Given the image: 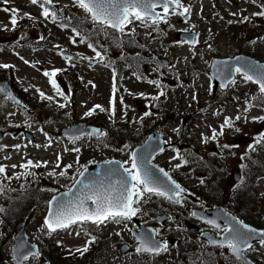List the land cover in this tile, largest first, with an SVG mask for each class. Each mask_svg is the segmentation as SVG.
I'll list each match as a JSON object with an SVG mask.
<instances>
[{"label": "rangeland", "instance_id": "rangeland-1", "mask_svg": "<svg viewBox=\"0 0 264 264\" xmlns=\"http://www.w3.org/2000/svg\"><path fill=\"white\" fill-rule=\"evenodd\" d=\"M55 1L66 5L62 7L64 12L70 14L71 20L77 19L80 21L79 24L84 25L82 23L84 18L79 15L80 11L71 0ZM249 3L247 6L243 0L242 2L239 0H181V4L191 8V12L185 17L176 14L169 15L167 21H162L158 26H145L138 21L127 25L123 34L121 32L119 34L128 39L126 46L127 44L128 46L133 45L126 52L138 58L142 56L139 59L140 62L131 64L125 61L123 55L127 54L119 50L117 45L119 39L114 38L111 31L87 22L83 26L84 32L94 30L93 34L88 33L86 38H91L92 41L94 39L91 44L104 57L101 66V60L96 65L91 62V60L97 61L95 55L97 51L88 47V40L80 38L77 35L78 31H73V28L62 27L50 17L41 16L39 4L33 5L30 0H10L8 4H4L3 0H0V64L13 65L8 68V71H11L14 77V90L22 101L31 105L34 112V114H28L24 110L15 108V105L7 100H0V126L26 123L29 117L35 123H39L38 126L34 125L31 128L36 136V140L32 143L22 137L1 136V145L7 147L0 151V164L6 165L7 174L11 176L14 173L25 171L20 167L12 168L13 164L19 166L27 160L48 161L47 165L29 169L35 173V176L21 175L20 179L13 178L11 181L0 178V183L7 184L13 189L0 192V207L5 209L4 212H0V221H2L0 222V252L3 264H13L10 245L13 242L16 228L8 219V210L15 208L12 204L15 196L22 197L16 200V212L19 213L20 207L24 206L22 211L26 213L29 222L27 227L29 240L40 245L42 249L38 257L31 258L25 264H43L42 258L47 252L53 254V259L59 260L61 252L66 254L76 247L83 246L86 235L89 234H93L96 241L86 259V264H118L122 259L117 255L115 244L126 239V236L119 238L116 234L125 230L124 224L117 225L109 222L101 227L91 224L74 225L71 229L58 231L45 240L41 226L46 211V201L57 191L62 190L63 186H68V176L71 171L70 168L63 169L67 173L63 177L48 175L54 169L57 173L61 170L56 168L57 154L60 155L59 163L62 168L72 160L78 162L79 165H88L92 160L109 153L125 162L130 160V153L121 154L122 148H126L128 143H134L136 138L143 135L144 125L146 129L153 127L163 130L165 140L173 143V146L157 156L154 161L170 169L176 178L187 186H191L203 202H205L203 196L205 186L211 194L221 191L227 203L229 202L227 198L238 193V188L231 187L235 182H232V178L229 177L233 170L240 168V159L243 154V168L249 161L257 164L256 160H261L264 166V142L257 145L262 148L261 152L248 149V145L254 141L252 139L258 133L264 132V121L252 120V117L264 116V108L255 109L252 105L246 106L247 100H254L258 96V87L251 81H244L243 76L237 74L234 79L235 83H231L225 90L216 88L213 92L210 84L212 82L208 76L210 58L220 54L252 52L264 58V36L244 37L248 31V25L239 15L245 16L252 10H258L255 5H249ZM4 8L19 9L22 14L29 13L32 18L22 15L17 27L13 30L10 24L11 13L3 11ZM180 11H182L181 8L176 12ZM208 13L211 18L204 19ZM231 19L235 20L238 27L229 26ZM79 28L81 26L76 29L79 30ZM132 29L135 31L133 32ZM179 30L196 31L197 44L178 42L174 34ZM131 37L133 39L130 41ZM61 49L74 51L81 57L68 63L59 55L58 52ZM106 53L111 58L110 60L106 59ZM160 57L170 60V65L165 66ZM107 64H116L119 76H115V81L114 74L106 67ZM55 69H61L64 72H57L52 77L55 81L60 77V85L56 82L60 91H62L61 88L64 89L63 83L68 81L67 77L70 78L71 84L68 87L72 89V99L69 102L65 95L58 94L49 82V77L43 74L45 71L51 72ZM137 75L141 79H137ZM166 79L174 83L171 85L178 84L171 90H166L164 87L157 88L148 83V80H159L162 86H165L168 85ZM114 82L115 94H113ZM65 91L67 92L66 88ZM160 91H163L164 95L153 100L152 97L158 95ZM41 92L44 97H41ZM139 93L145 95L140 96ZM193 95L196 99H193ZM113 96L114 113L110 105ZM46 97H52V99L49 100ZM121 97L123 104L120 102ZM71 102L72 107H70ZM61 104L64 107H60ZM95 105H101L105 111L96 109L92 115L85 116L84 113ZM56 106H59L57 112H52L54 110L50 108H56ZM245 107H248L247 112L243 111ZM158 110L163 113L162 118L158 117ZM145 111H152V114L144 117ZM10 113L14 114L10 115ZM170 114H174V117L167 119ZM237 115L241 116L240 120H235ZM92 116L97 117L105 129L125 130L129 127V131L125 133L127 140L123 139L113 145L114 148H109L101 144L100 138L85 137L78 141L76 139V142H66L51 139L46 133L55 136L57 129L60 130L63 126H69L75 121H90L95 118ZM141 116L144 117L142 120ZM186 116H188L186 122L183 123L182 119ZM225 117L232 118L233 127H226L223 135L218 136L216 140H211L212 129L219 131ZM123 122L126 124L123 125ZM236 128L240 131H236ZM133 132H137L136 136ZM205 138H209L207 142ZM17 144L20 145L19 149L13 147ZM223 144H235L238 147L224 149L221 147ZM45 145L48 146L45 147ZM72 148H79L80 151L78 153L65 151V149ZM5 153L8 154L7 159L3 157ZM177 153H180L187 163H181ZM77 154H81V157L75 160L74 157ZM173 157L177 158L173 159ZM177 163H181L179 168L175 167ZM242 175L240 180L244 178V172ZM201 180L204 182L201 183ZM33 184L39 189L34 196L32 195L35 189ZM21 185L24 187L22 188ZM250 193L255 195L252 199L253 206L247 210L243 206L240 210L244 208L242 212L244 216L264 226V178L255 179V186ZM153 202L159 205L165 204L164 199L154 197L143 204L142 208L146 209ZM176 224H179V221ZM81 227L86 229L87 234L81 230ZM77 232L80 234L77 235ZM57 241L61 243L57 244ZM189 244L190 242L181 243V250L189 247ZM214 252L225 253L222 249ZM173 253V250L162 253L160 259H156V264H160L159 260L162 261L161 264H172L173 261L169 263L166 260ZM191 254L188 253L183 258L195 263L197 254ZM254 256L264 264V248H258Z\"/></svg>", "mask_w": 264, "mask_h": 264}, {"label": "snow or ice", "instance_id": "snow-or-ice-1", "mask_svg": "<svg viewBox=\"0 0 264 264\" xmlns=\"http://www.w3.org/2000/svg\"><path fill=\"white\" fill-rule=\"evenodd\" d=\"M10 0H3L4 4H8ZM74 2L85 12L89 13L92 20L98 24L105 25L116 29L117 31L123 33L127 25L134 22H140L142 25L147 26L151 24L153 26H158L162 21L166 22L169 15H179L185 17L186 14L191 12V8L181 4V0H74ZM255 2V0H253ZM30 3L33 5L39 4L41 9V16L45 18H51L53 21L57 19V12L50 11L48 5L52 4V0H30ZM160 8L162 11L157 12L156 9ZM176 8H181L182 11L176 12ZM262 10L256 13H253L255 16H264V4L261 5ZM3 11L10 12V24L14 30L18 25L17 13L19 9L16 8H4ZM23 17H29V13H23ZM235 15V13H233ZM249 17H243V20H248ZM232 23V21H229ZM62 27H67L66 24H62ZM5 30H7L5 28ZM75 31V29H73ZM134 32L135 29H132ZM79 35V33H77ZM43 39V37H41ZM75 42V41H73ZM83 42V40H81ZM191 44L195 45L196 40L191 39ZM88 47L93 48L92 44H89ZM95 51V49L93 48ZM96 57L103 61L104 57L100 52L95 53ZM67 60H71V57H65ZM28 63V61H24ZM237 65H226L221 69H218V73L222 71H227L229 75L233 72L242 73L244 81H251L258 85L259 93L261 94L256 100L260 103H264V65L259 64H245L239 65V58H237ZM13 65L9 64H0V68H9ZM158 70V69H156ZM62 71L61 69H55L51 72L45 71L43 74L46 77H49V82L52 87L56 89L59 95L63 96L64 93L60 91L58 85L56 84L55 79H52L57 72ZM251 73V74H250ZM136 75V73H133ZM141 79L139 75L136 77ZM115 81V75H114ZM91 83V82H89ZM148 83L155 85L157 88H161L162 85L159 80H148ZM235 83V81H231ZM95 86V85H93ZM222 87L225 85L222 84ZM5 90L0 88V92ZM116 85L113 84V94H115ZM131 94V93H130ZM41 97H44V94L40 93ZM138 95L144 96V93H139ZM164 92L160 91L158 95L153 96V100L159 99L160 96H163ZM51 100L52 97H46ZM193 99H196L193 95ZM123 104V98L120 100ZM248 102L246 101V104ZM111 111L114 113V96L110 100ZM64 107L63 104L59 105ZM127 107V105H125ZM99 109L100 111H105L101 105H95L92 109L85 112V116H90L93 112ZM244 112L248 111V107H245ZM14 113H10L13 115ZM152 113L150 111H145L143 116H149ZM143 117H141V120ZM241 116L237 115L235 120H240ZM253 121H264V116L252 117ZM228 127H233L232 118L225 117L223 124L220 125V130L212 129L211 140H216L218 136L224 134V129ZM240 131L239 128L235 129ZM87 135H97L99 137H104L106 134L99 129L90 131ZM203 135V134H202ZM80 136L74 137V139H79ZM205 138V142H207ZM264 142V132H260L254 137V142L248 145L249 150H255V145ZM31 143V141H29ZM51 143V141H49ZM48 145H45L47 147ZM6 145H0V150L6 148ZM14 148L19 149L20 145H13ZM40 147V145H37ZM224 149L238 147L235 144H223L221 146ZM65 151H74L79 152V148L65 149ZM159 151L163 152V147L159 148ZM151 152H133L130 156L129 161L124 163H130V167H123L119 161H104L106 165L115 164V168H107L104 170L100 178L93 180L89 183H84L83 180H76L73 184V187L80 185L77 190V193L65 200L68 194L64 193L60 198L53 196L52 200L48 202L49 210L48 214L45 216L43 225L41 226L42 230H45L48 235L56 233L61 230H69L72 226H84V225H95L96 227H101L107 223H115L117 225L124 224L127 227V222L131 221L133 217H136L142 212V205L146 204L152 196L163 197L168 199L174 204H181L184 197L182 193L186 192V189H183L176 181H174L169 173L163 169H159V173L165 179H160L156 176V173L149 167ZM177 157L180 158L181 163H187L186 160L177 153ZM177 157H173L176 159ZM7 158V157H5ZM243 159V157H241ZM60 155L57 154V164L56 168L61 169L58 173L54 169L49 172V176H65L67 175L66 171L63 169L71 168L72 165H64L61 167ZM181 163L175 165L176 168L181 166ZM48 161H36L27 160L25 163L19 165L20 168L25 169L23 173H14L13 175H8L6 171V166L0 164V178L3 180L11 181L13 178L20 179L21 175L23 176H35V173L29 171L32 167H41L42 165H47ZM12 168H16L17 165H11ZM243 167V165H242ZM122 169V171H120ZM81 177L85 176L83 171L79 172ZM118 177V179L113 180L112 177ZM204 181L201 180V183ZM23 188L24 186L21 185ZM13 189L9 188L7 184L0 183V192L12 191ZM72 191L71 188L68 190ZM90 202V203H89ZM5 209L0 207V212H4ZM193 216H197L198 213H191ZM171 219V217L169 218ZM2 222V221H0ZM209 224L214 227H219L214 220H209ZM232 227H225L223 229L226 235L223 237L222 241H209L212 244H219L220 247H227V249L235 256V258L240 262V264H247V259L245 257V252L252 250V244L250 241L259 237L258 243L261 246H264V231H257L250 228L247 224H244L242 221H236L234 218L231 221ZM81 230L85 231L86 229L81 227ZM159 229H149L146 232L134 234L135 239L138 244L135 248L136 253H150L152 255H159L161 253H166L169 250L168 242L155 239V236L158 235ZM77 235L80 232L76 233ZM120 235V233H116ZM96 237H91V239L85 244L83 248H77L76 252L80 255H83L88 251V244L94 243ZM60 241H57V244H60ZM25 247L23 240L15 246V254L13 259L16 261V264H21L22 261H26L29 257H38V251L22 252L21 249ZM35 248V245L32 246ZM71 254V253H70Z\"/></svg>", "mask_w": 264, "mask_h": 264}, {"label": "water", "instance_id": "water-1", "mask_svg": "<svg viewBox=\"0 0 264 264\" xmlns=\"http://www.w3.org/2000/svg\"><path fill=\"white\" fill-rule=\"evenodd\" d=\"M177 9V8H176ZM157 12H159L158 10H156ZM175 38L178 41H182V40H187V41H191V39H193V32H181L178 31L175 34ZM63 53H66V51H63ZM237 58H239V65H245V64H259V65H264V61H259V60H255L249 56H244V55H237L234 58H224V59H218V60H213L211 67H210V75L213 79V81L215 82V84H219L220 87L222 89H225L227 84L233 79L234 73H232L231 75H229L227 73V71H222L218 73V69L223 68L226 65H232L234 66H238L237 65ZM164 63H168L167 61L163 60ZM251 74V73H250ZM224 84L225 86L222 87L221 85ZM0 88L4 89V92H0L1 95H5L7 96L9 99H11L13 102L17 103V104H21L19 99L14 95L13 91L11 90V88L9 87L8 84H6L3 81H0ZM99 129L97 127H94L92 125H81V124H76L73 125L69 128H64L62 129L58 134H64L68 137H75L78 135H82V134H87L90 131ZM24 135L30 137V139H33V135L28 132V131H24ZM163 147L162 141L160 139V134L159 133H151L149 134V136L147 137V139L145 140V142L142 145H139V147L137 146L133 152H137V153H141V152H151V156L149 157V160L153 157V155L157 152H159V148ZM108 161H118L116 159H110ZM120 162V161H119ZM121 163V162H120ZM116 165L115 164H110V165H106L104 163V161H100V162H92L90 166L86 167L85 169H83L82 171L85 173V176L81 177L80 175L77 176L76 180H83L84 183H89L93 180H96L98 178H100V176L102 175V173L104 172L105 169L107 168H115ZM149 167L156 173V176H158L160 179H165L162 174L159 173V167H153L150 166ZM120 171H122V169H120ZM235 179H237L238 174L235 173ZM113 180L118 179V177L114 176L112 177ZM75 180V181H76ZM75 181L73 182V184L75 183ZM73 184L70 186V188L72 189L71 192H69L67 190H63L58 192L57 194L53 195V196H57L58 198H60L62 196V194L67 193L68 195L66 197H64L65 200L73 197L76 193L78 188L80 187V185H77L76 187H73ZM52 196V197H53ZM52 197L48 200V202L50 200H52ZM90 203V202H89ZM48 210H49V204H48V208H47V212L46 215L48 214ZM45 215V216H46ZM199 216L204 219L205 221H209V220H214L215 223L217 225H219L218 228H224L225 226L227 227H232L233 225L231 224V221L233 220V218L236 221H241L238 217H234L231 213H228L227 211H225L222 207H215L209 210H206L205 212H201L199 213ZM45 218V217H44ZM159 220L163 221L162 218H158ZM244 224H247L250 228L255 229L257 231H262V229L255 227L253 225H250L244 221H242ZM26 226L27 223L23 222L21 224V226L17 229V231L15 232L14 235V241L13 244L11 245V252H12V256L15 254V246L17 243H19L21 240H23L25 247L23 249H21L22 252H30V251H37V245L31 243L28 239V234L26 231ZM195 230H197L198 228H194ZM146 230H144L143 228L140 229V231H135L134 234H139V233H143ZM226 235V233H222L220 236H216L213 233L210 232H201L200 233V237L202 239H204L205 241H207L209 243V245L211 247H216L219 246V244H212L209 241L215 240V241H222L223 237ZM259 237L253 239L252 241H250V243H254V242H258ZM35 245V248L33 249L32 246ZM119 251L121 253H124L128 248L126 246H119L118 247ZM229 255L235 257L230 251H229ZM246 257V256H245ZM247 259V264H254L252 260H250V258L246 257ZM16 264V261H15ZM21 264H23V261L21 262Z\"/></svg>", "mask_w": 264, "mask_h": 264}, {"label": "flooded vegetation", "instance_id": "flooded-vegetation-1", "mask_svg": "<svg viewBox=\"0 0 264 264\" xmlns=\"http://www.w3.org/2000/svg\"><path fill=\"white\" fill-rule=\"evenodd\" d=\"M106 29L108 30V28L106 27ZM120 32H115L113 33V37L114 38H118V44L120 45V47H123L124 45H126V41L128 39H125L123 37H121L120 35ZM123 34V33H122ZM107 36V35H106ZM130 41L133 39L132 37L129 38ZM128 46V44H127ZM130 47H133V45H130ZM246 54L247 53H250V52H245ZM2 133V130L0 131ZM3 134V133H2ZM259 146H257V144L255 145V149L256 151L258 150ZM255 151V152H256ZM8 154L5 153L3 155V157H7ZM243 158H244V154H243ZM241 160V166L243 165V159H240ZM256 160V159H255ZM247 164H250L251 168L248 170V171H251L253 170V165H254V161H249V162H246L245 163V166ZM6 166V165H5ZM255 168V167H254ZM240 173H241V170H240ZM186 198V197H185ZM165 204H160V208L157 209L159 210V213H165V214H168L170 215L171 217V223H170V226H169V229L164 227V226H159L158 223H156L155 221H153L151 218L155 217L157 214L159 213H147V218L146 219H143L141 220L140 222L144 223V224H152V225H155V227L157 229H159V232L161 235H163V238H168V237H171L173 238V242H172V248H175L176 246V243H186V242H190L191 243V240H190V235L192 237V244H189V250L190 252H192V250H199L201 247L203 248H208L206 243H204L203 241H201L199 239V232L197 233H189L187 230H186V224L189 222V221H192L194 223H196L200 228L201 230H212L214 232H218V230L208 226L207 224H205L204 222H202L201 220L193 217L191 215L192 213V209L194 208H197V209H206L208 207H214L216 206L215 204H208V203H204L201 199L200 196H196V199L193 201L189 198L187 199H183L182 200V203L175 206V207H172L169 205L168 201L165 200ZM142 207V206H141ZM153 208H155L153 206ZM227 209L228 211H231L229 207L225 208ZM143 208H142V212H143ZM236 212V211H235ZM234 213V212H232ZM177 221H179V224H176ZM183 233V234H182ZM167 235V236H165ZM260 248H264V246H261L259 245V243H257L256 245H253L252 246V250L248 251L249 255L254 259L255 263L256 264H262V262L260 260H258L254 255H256V250ZM176 249V248H175ZM209 249V248H208ZM226 250V248H224ZM170 250V248H169ZM233 262V261H232ZM222 264H228V261L227 262H221Z\"/></svg>", "mask_w": 264, "mask_h": 264}, {"label": "trees", "instance_id": "trees-1", "mask_svg": "<svg viewBox=\"0 0 264 264\" xmlns=\"http://www.w3.org/2000/svg\"><path fill=\"white\" fill-rule=\"evenodd\" d=\"M260 21H261V24L262 23L264 24V16H261ZM255 22H257V21H255ZM68 25H72V24H68ZM263 27H264V25H263ZM111 140H112L111 137L105 135L104 137H101V144L110 148L111 146H113L111 144ZM111 154L112 153L104 154V155L100 156V158L110 156ZM76 173H77V171H76ZM73 178H70L69 179L68 184L72 182ZM36 184L39 186V183H37V181H36ZM33 187L35 188V185L34 184H33ZM242 189H243V191H242L243 194H238V196L234 199L231 207L234 210L235 209L236 210L238 209V211H237V215L238 216H240L244 220H247V221H249L251 223H254V220H252V219L244 216L242 212L244 211V208H246V210H247V209H249L250 207L253 206L254 202H253L252 199L255 196H253V194H251L249 192V189L247 187L244 186V187H242ZM38 191H39V189L36 187L34 189V192H33L32 195L33 196L36 195V193ZM24 193H26V192H24ZM14 198H15V200H13L12 204L15 206V208H12L10 211L8 210V219H9L10 222H12L14 224V228H17L21 224V222L25 220L26 213L22 211V209L24 208V206H21L20 207L19 213L16 212V209H17L16 200L18 201L22 197H20V196L19 197H16L15 196ZM243 206H244V208L242 210H240V208L243 207ZM88 256L89 255H86L84 257V259H87ZM209 260H211V261H208L206 264H212V262H214V260H212V259H209ZM48 261H49V264H57L56 261L53 260V256L48 257ZM60 261H61V263L75 264V263H78L79 259H77L76 261H72L69 258L60 257Z\"/></svg>", "mask_w": 264, "mask_h": 264}]
</instances>
